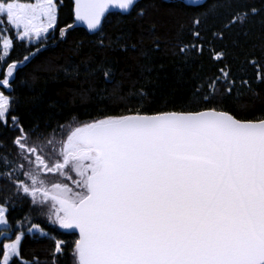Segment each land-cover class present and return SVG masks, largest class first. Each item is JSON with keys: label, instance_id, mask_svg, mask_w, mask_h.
<instances>
[{"label": "snow or ice", "instance_id": "snow-or-ice-1", "mask_svg": "<svg viewBox=\"0 0 264 264\" xmlns=\"http://www.w3.org/2000/svg\"><path fill=\"white\" fill-rule=\"evenodd\" d=\"M185 2L202 7L207 0H181L182 6ZM60 3L0 0V62L14 47L4 28L34 48L24 55L25 64L54 40ZM137 7L138 0H73L74 21L59 29V39H66L75 23L99 35L110 9L130 14ZM258 12L255 7L239 11L225 28ZM146 14L139 9V16ZM201 23L199 16L193 20L197 29ZM193 35L199 39L200 32ZM99 44L104 46L103 37ZM20 67L21 62L7 64L0 89L12 88ZM220 72L230 96L234 81L229 72ZM103 79L122 87L107 66ZM220 81H211L206 93L197 89V102L204 106L196 110L149 114L128 108L126 114L60 125L52 133L38 127L26 131L11 115L12 98L0 90V127L11 124L19 133L12 140L15 155L3 151L0 142V180L16 195L30 197L37 215L78 231L72 264H264V116L242 119L218 107ZM18 170L26 180L14 177ZM9 199L0 196V236L14 234V239L2 244L0 264H41L36 256L22 258L23 240L52 237L30 214L15 228ZM54 243L50 257L57 264L65 241Z\"/></svg>", "mask_w": 264, "mask_h": 264}, {"label": "trees", "instance_id": "trees-1", "mask_svg": "<svg viewBox=\"0 0 264 264\" xmlns=\"http://www.w3.org/2000/svg\"><path fill=\"white\" fill-rule=\"evenodd\" d=\"M71 6V0H61L56 38L46 41L47 46L26 64L22 63L23 57L34 48L17 41L16 33L4 28L14 47L6 62H0V76L8 63L21 62V67L14 75L12 88L0 90L12 98L11 115L19 118L26 131L38 127L52 133L60 125L126 114L128 108H140L149 114L196 110L204 106L197 102V89L200 94L208 92L210 82L217 77H221L215 86L218 107L242 119L264 116V0H207L202 7L182 6L181 0H140L130 14H108L99 35L73 28L66 39L60 40L59 29L73 21ZM250 7L257 8L258 14L225 28L237 12ZM140 8L147 11L143 17L138 15ZM197 16L202 21L198 29L193 25ZM197 30L199 39L193 35ZM102 37L103 47L99 44ZM182 46L188 49L184 53L179 51ZM216 53H222V58L215 59ZM88 66L92 71L86 70ZM105 66L121 88L104 82ZM221 69L229 72V80L234 81L230 96L225 93ZM141 90L143 96L139 94ZM18 134L11 124L0 127V142L6 145L3 151L15 155L12 140ZM17 175L26 180L19 170L14 177ZM0 186V196L11 197L6 203L15 228L30 214L33 222L40 223L52 237L39 241L25 238L22 258L31 260L36 256L41 264H52L50 254L54 241L59 239L65 244L57 264H72L76 235L37 215L30 197L16 195L2 180ZM13 238L14 234L4 239ZM1 244L2 240L0 252Z\"/></svg>", "mask_w": 264, "mask_h": 264}, {"label": "water", "instance_id": "water-1", "mask_svg": "<svg viewBox=\"0 0 264 264\" xmlns=\"http://www.w3.org/2000/svg\"><path fill=\"white\" fill-rule=\"evenodd\" d=\"M139 1H140V0H138V2H139ZM71 2H73V0H71ZM185 5H186V6H191V7H197V6L187 5L186 2H185ZM110 13H120V11H119V9L112 8V9H110V11H109L108 13L105 14V17H106L108 14H110ZM120 14H122V13H120ZM122 15H126V14H122ZM105 17L102 18V23H103V20L105 19ZM73 21H74V17H73ZM73 21H72V23H73ZM74 28H82V29H84L88 34H94V33L90 32V31L88 30V28H87V26H86L85 24H82V23H75ZM66 231H67V230H66ZM67 232L75 234L76 237L78 238V231H77V232H70V231H67Z\"/></svg>", "mask_w": 264, "mask_h": 264}, {"label": "rangeland", "instance_id": "rangeland-1", "mask_svg": "<svg viewBox=\"0 0 264 264\" xmlns=\"http://www.w3.org/2000/svg\"><path fill=\"white\" fill-rule=\"evenodd\" d=\"M25 2H34V0H25ZM6 34V33H5ZM1 50H2V43H1ZM50 180H52V179H55L54 177H52L50 174H49V177H48ZM56 226H58L59 227V225L58 224H55ZM3 226H0V228H2ZM5 237H3V236H0V241L2 240V244L3 243H7V242H9L10 240L9 239H4ZM14 239V238H13ZM2 244H1V248H2ZM1 259H2V257H1Z\"/></svg>", "mask_w": 264, "mask_h": 264}]
</instances>
